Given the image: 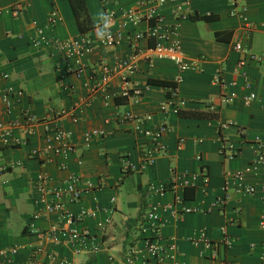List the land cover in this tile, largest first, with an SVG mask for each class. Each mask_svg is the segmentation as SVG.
Wrapping results in <instances>:
<instances>
[{"label": "crops", "instance_id": "1", "mask_svg": "<svg viewBox=\"0 0 264 264\" xmlns=\"http://www.w3.org/2000/svg\"><path fill=\"white\" fill-rule=\"evenodd\" d=\"M85 3L91 21L97 26L104 21L100 19V13L106 16L107 11L134 7L137 0H85ZM15 4L21 5L17 16L11 12ZM0 7L2 67L9 72L11 83L23 89L21 104L40 118L48 116L52 109L68 108L84 96L82 79L86 78L91 66L99 61L112 65L140 53L145 44L142 40L135 43L125 40L112 47L97 44L83 58L87 69L83 77L78 78L66 68L59 52L49 46L38 48L29 43L35 23L58 39L79 34L98 36L100 30L95 26L86 32L79 31L68 0H0ZM172 7V3L162 6L164 25L176 22ZM232 9L229 0H192L190 16H211L209 19L189 17L179 21L183 52L197 69L180 71L168 60L148 62L139 54L138 70L129 76L133 86L146 87L138 98L120 96L121 74H115L107 93L95 96L76 113L75 121L70 115L62 117L64 127L71 133L72 151L53 156L51 161L31 156L32 147L44 149L42 123L34 126V133L26 145L7 147L0 143V244L19 248L11 264H27L33 249L40 245L33 231L44 229L56 220L53 214L33 218L32 198L39 173L48 176L49 185L58 184L69 172H75L82 181H90L94 186L71 208L77 212L79 206L97 207L96 217L84 222L93 230L96 222L108 220L97 252L80 250L75 245L43 243L48 251L70 259L74 264H110L109 256L122 260L130 247L139 250L142 257L144 246L139 229L145 212L154 201L170 203L173 198L169 191L165 197L156 199L150 196L148 186L168 181L172 171L198 175L202 165L208 169L210 180L204 191L200 177L196 187L184 189V206L206 209L212 206L216 196L223 194L224 172L242 168L253 159L254 137L264 141V56L259 62H248L243 67V75L235 70L240 53L232 47L235 42H240L247 52L264 55V0H237L234 9L238 13L230 15ZM54 10L61 19L48 27L47 17ZM244 18L251 22L249 31L243 28ZM144 28L146 23L142 22L137 27H129L128 34ZM217 71L225 85L213 83L212 76ZM245 78L251 82L250 89L245 87ZM173 88H176L175 94ZM229 91H234L236 96L232 102L223 103L221 97ZM249 91L255 92L256 98L246 104L244 97ZM180 100L184 101L180 106L183 115L174 112ZM161 106H164V112ZM126 111L151 115L147 127L160 123L168 127L161 137L164 151L146 168L140 166V155L148 140L135 131L133 122L118 121ZM196 112H214L216 117L191 115ZM16 117H19L16 108L8 114L5 105L0 103L1 121ZM223 121L232 124L219 131L218 125ZM92 130L102 134L92 135L86 141L85 135ZM222 137L241 146L239 156L223 159L218 152ZM199 154L201 160L196 159ZM126 162L131 167L123 173ZM262 181L260 172L245 176L244 184L257 187L251 195L236 192L231 182L227 203L209 212L186 213L174 218L168 210H160V216L166 220L160 228L161 236L164 240H174L181 264H259L264 252V230L259 226L264 209ZM221 226H225L233 237V245L219 249L215 258L200 255L199 248L189 242V236L204 229L216 240ZM44 256L45 252H42L40 258Z\"/></svg>", "mask_w": 264, "mask_h": 264}, {"label": "built area", "instance_id": "2", "mask_svg": "<svg viewBox=\"0 0 264 264\" xmlns=\"http://www.w3.org/2000/svg\"><path fill=\"white\" fill-rule=\"evenodd\" d=\"M233 9L230 15H236L238 12L234 9L237 0H229ZM192 0H137L134 7L121 8L118 11H107L106 16L111 23V35L100 39L98 36L93 38L85 34H79L69 39H58L50 36L46 28L35 23V30L29 38V43L33 47L49 46L62 56L63 62L69 71H72L78 78H82L86 72V66L82 62L83 58L89 55L93 48L98 44L103 47H112L125 40L135 43L138 40L145 42L142 53H134L131 56L118 60L114 64H108L99 61L88 70L85 79H82V87L85 91L83 97L75 100L68 108L52 109L46 117L40 118L33 114L28 107L21 104L24 96L23 89L16 87L11 83L10 74L2 67L0 58V103L5 105L8 114L13 108H16L19 117L11 118L7 122L0 120V143L7 147H19L26 145L34 133V126L42 123L44 126V149L32 147L29 154L39 159L51 161L53 156L65 155L72 151L73 146L70 141L71 133L67 130L61 119L65 115H70L72 120H76V113L89 104L98 94L107 93L111 79L115 74H121L120 96L129 98L131 96L139 97L145 88L133 86L130 80V74L138 70L139 54H142L146 61L151 62L154 59L168 60L175 64L180 71L197 69L194 62L185 56L181 42L179 40V21L188 19L190 16V5ZM166 3H172L171 9L176 22L164 25V14L162 6ZM21 10L20 4H15L11 8L14 16H17ZM2 9L0 7V14ZM60 16L54 10L47 17V26L53 27ZM145 22L146 28L128 34L129 27H137ZM104 23L100 22L95 26L98 30L103 29ZM251 22L244 18L243 28L246 31L251 30ZM233 49L240 53L235 70L244 75L243 67L248 62H259L263 59V54L247 52L240 42L232 45ZM215 84L225 85L222 75L219 71L212 76ZM245 87L251 88V82L245 78ZM174 94L176 88H173ZM236 93L229 91L223 94L221 101L230 103L235 98ZM108 97V94H106ZM256 98L253 91L244 97L246 104H249ZM174 112H178L184 101L180 100ZM164 112V106H161ZM151 120V115H138L131 111H126L119 116L118 121H131L134 123V129L142 136L147 138L141 149L140 166L146 168L154 163L156 156L164 151L161 143V137L168 131L165 123H160L154 127H147L146 122ZM230 121H223L218 125V130L229 127ZM18 131V132H16ZM101 131L92 130L85 135L86 141L92 135H100ZM184 140L181 138L180 143ZM254 157L244 167L232 171L224 172L223 194L216 196L212 201V206L208 208L188 207L183 205L184 189L187 186L196 187V181L200 177L203 188L209 183L210 177L205 165L200 167L199 174H188L185 172H171L168 181H160L150 184L148 192L154 198H163L167 192L173 193L170 203H161L154 201L149 205L140 223L141 241L144 246V255L140 257V252L134 247H130L122 260H117L114 256H109L110 264H181L179 260L180 252L173 239L164 240L160 233V228L166 223V220L160 216V210H168L170 216L177 218L186 213L209 212L213 208L223 207L228 200V187L231 182L235 185V191L244 195L254 194L257 187L252 184H244V178L247 174L261 173L263 181L261 183L262 200L264 203V141L256 136L254 137ZM218 152L223 159H233L240 155L241 146H237L227 138H221ZM196 159L201 160L200 154ZM130 164L126 162L123 167V173H126ZM94 185L90 181H82L81 177L75 172H69L68 176L56 185L48 184V176L39 173L36 178L35 195L32 198L35 211L33 218L41 216L56 215V220L51 221L44 229L34 230V234L40 242V245L33 249L27 264H74L67 258H61L56 253L44 248L43 243L52 245H71L77 246L80 250H89L97 252L101 246V239L106 230L108 220L96 222L95 230L85 225V221L95 218L98 208L88 209L79 206L76 212L71 208L72 205L79 202L82 195L90 190ZM259 226L264 230V209L259 220ZM219 237L213 240L209 237L206 230H196L189 236V242L199 248L200 255H206L209 258L218 256L219 249L222 247L230 248L233 243V237L227 232L225 226L218 229ZM264 248V240H263ZM18 246L4 247L0 244V264H11L13 257L18 253ZM42 252H45L44 258H40ZM259 264H264V252L260 257Z\"/></svg>", "mask_w": 264, "mask_h": 264}, {"label": "trees", "instance_id": "3", "mask_svg": "<svg viewBox=\"0 0 264 264\" xmlns=\"http://www.w3.org/2000/svg\"><path fill=\"white\" fill-rule=\"evenodd\" d=\"M71 10L73 12L74 18L77 22L78 28L80 32H86L93 28L95 25L91 21L90 16L88 14V10L86 7L85 0H68ZM190 18L192 16H189ZM192 18H202V19H209L211 18L210 15L207 16H194ZM184 111H182L181 108H179L178 113L183 115ZM191 115H194L196 117L200 118H215L216 114L214 112H196Z\"/></svg>", "mask_w": 264, "mask_h": 264}, {"label": "clouds", "instance_id": "4", "mask_svg": "<svg viewBox=\"0 0 264 264\" xmlns=\"http://www.w3.org/2000/svg\"><path fill=\"white\" fill-rule=\"evenodd\" d=\"M99 16H100V19L105 21L103 29H101L97 33L98 37L103 40L105 39V37H108L111 35V32H110L111 23L109 22V18L105 16L104 13H100Z\"/></svg>", "mask_w": 264, "mask_h": 264}]
</instances>
